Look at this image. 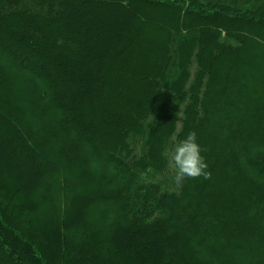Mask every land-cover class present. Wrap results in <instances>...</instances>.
<instances>
[{"label":"trees","instance_id":"trees-1","mask_svg":"<svg viewBox=\"0 0 264 264\" xmlns=\"http://www.w3.org/2000/svg\"><path fill=\"white\" fill-rule=\"evenodd\" d=\"M1 78L0 264H264V0H0Z\"/></svg>","mask_w":264,"mask_h":264},{"label":"clouds","instance_id":"clouds-1","mask_svg":"<svg viewBox=\"0 0 264 264\" xmlns=\"http://www.w3.org/2000/svg\"><path fill=\"white\" fill-rule=\"evenodd\" d=\"M177 130L182 127L180 120L175 121ZM197 133L190 131L184 139L177 140L176 135L172 137V147L165 149L162 153L167 161L171 173L170 180L177 188L182 187L186 178L197 179L203 177L211 179L208 164L202 155V148L197 142Z\"/></svg>","mask_w":264,"mask_h":264},{"label":"rangeland","instance_id":"rangeland-1","mask_svg":"<svg viewBox=\"0 0 264 264\" xmlns=\"http://www.w3.org/2000/svg\"><path fill=\"white\" fill-rule=\"evenodd\" d=\"M2 78L0 79V89L2 88V89H5L6 90V88H5V86H3V84H2ZM49 112H51V110H49ZM48 112V113H49ZM203 151H207V152H209V148H206V149H204ZM83 152V159H82V161L83 162H85L84 164H83V166H85V168H84V170H83V173H87L88 175H86V176H84V178L83 177H80V179L82 180V182H85L86 184V186H88V188L90 189L91 187H95L97 184H98V178L96 177V175L93 173V169H95V170H97V168H95L96 167V165H95V161H94V159L92 158V156H91V152H89L88 151V153H87V151H82ZM39 155H41L42 153H38ZM44 157H46V158H48L47 157V155H45L44 154ZM38 161V160H37ZM41 162V161H40ZM42 163V162H41ZM40 163V164H41ZM90 172V173H89ZM105 175H106V173H105ZM55 176V175H54ZM111 176V175H110ZM109 177V176H108ZM113 178V177H112ZM76 179V178H75ZM106 179V178H105ZM101 187H105V185L104 184H102L101 185ZM106 188V187H105ZM39 192H37V194H38ZM36 194V193H35ZM40 195V194H39ZM38 195V196H39ZM33 201H36V197L33 199ZM37 202V201H36ZM30 207V206H29ZM34 207H36V205L34 206ZM89 211H87L86 212V214H85V217H87V219H92L90 216H89V213H88ZM27 213V212H26ZM85 219V218H84ZM84 222H87V221H84Z\"/></svg>","mask_w":264,"mask_h":264}]
</instances>
